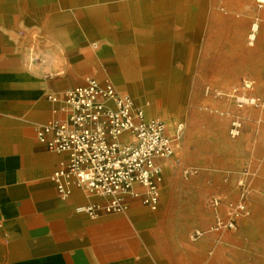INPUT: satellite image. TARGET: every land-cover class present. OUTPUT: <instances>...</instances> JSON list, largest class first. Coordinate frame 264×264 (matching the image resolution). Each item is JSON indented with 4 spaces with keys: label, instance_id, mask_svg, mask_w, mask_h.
I'll return each mask as SVG.
<instances>
[{
    "label": "crops",
    "instance_id": "1",
    "mask_svg": "<svg viewBox=\"0 0 264 264\" xmlns=\"http://www.w3.org/2000/svg\"><path fill=\"white\" fill-rule=\"evenodd\" d=\"M263 36L264 27L260 43ZM1 45L0 40V264H229L227 247L236 248L238 239L264 228V121L259 115L247 116L236 137L220 122L202 128L187 124L173 142L172 157L162 163L156 210L136 197L126 198L129 208L122 214L93 217L79 209L105 198L73 183L65 196L59 194L52 174L69 154L48 151L37 138L39 127L65 116L61 104L48 96L83 83L86 72L74 67L78 55L68 47L70 67L63 70L51 58L29 68ZM177 61L166 75L170 79H179ZM190 168L196 171L182 190L227 199L250 192L251 223L241 219L235 229L212 227L218 218L227 220V199L178 201L175 182ZM162 189H167L164 197L172 191L169 201L161 200ZM194 232L200 235L192 238Z\"/></svg>",
    "mask_w": 264,
    "mask_h": 264
},
{
    "label": "rangeland",
    "instance_id": "2",
    "mask_svg": "<svg viewBox=\"0 0 264 264\" xmlns=\"http://www.w3.org/2000/svg\"><path fill=\"white\" fill-rule=\"evenodd\" d=\"M124 1L34 0L35 6L46 7V11L37 13L33 12L34 3L31 0H0L1 47L11 50L12 54L18 57L20 64H25V67H39L51 58L60 70H63V67H70L66 61V50L70 47L72 53L75 52L74 55H78L74 59L77 64L74 67L86 72L83 83L89 77L100 76L101 78L98 79L108 78L117 88L116 82L123 75L120 74L122 70L118 69V61L121 60L117 57L116 49L124 45L126 49L132 45L134 48L143 45L128 35L134 32L135 28L123 16L126 11L122 6H118ZM242 1V6L232 2L229 10L223 12L228 14V18L219 23L213 21L212 14L226 7L221 0H211L204 28L196 41V61L190 66L182 60L177 61L179 79L175 83L166 81L164 91L158 90L159 94L175 93L178 100L176 104L161 107L146 95V91L126 89V94H129L137 105L146 108L148 118L172 114L173 125L168 126L172 134H176L178 127L181 128L180 134L187 124L202 128L204 125L211 127L215 125L214 123L220 122L222 128L225 124L228 125L227 133L232 136L230 129L234 120L241 122V128L247 116L259 115L264 121L263 110L251 105L238 107L235 100V96L243 91L264 100V53L261 52L264 51V42L260 43L262 41L260 29L264 27V4L257 0ZM104 4H116L107 13L101 14L105 16L106 22L109 21L111 34L115 36L126 34L130 37L128 40L121 38L123 40L107 43L105 32L108 26L103 31L102 26L98 24L97 28L101 32H97L85 25V12L82 10ZM157 15L148 18L158 19L160 14ZM168 16L171 22L168 31L171 34L184 35L185 30L182 25L176 23L171 13H168ZM95 19L98 20L96 15H94ZM254 23H257L260 29L254 40H251L249 35ZM237 28H240V32L235 33ZM218 30H220L219 38H212ZM143 31L157 33L148 26L144 27ZM73 36L76 37L75 40L71 39ZM3 54H5L4 51ZM149 58V56L143 57V60L149 61ZM142 65L141 62L139 68ZM139 76L145 77V74L140 73ZM124 83L129 85L132 82L125 80ZM194 171H196L195 168L184 169L181 171V176H178V181L175 182L180 188L176 198L178 201L205 200L215 204L220 199H227L225 194L191 193L182 190L181 188L189 183L188 179L192 177ZM166 190L162 189L161 200ZM251 195L250 192L244 191L235 194L232 199H227L228 203L230 202L226 210L227 217L234 212H239L236 208L238 204L245 206L243 211L235 215V228H237V221L247 219L245 222L250 224L252 221L250 218L255 216L247 202ZM260 211V215H264V208ZM216 225L217 223L212 227ZM196 233L194 232L191 237L196 238ZM237 241L236 248L227 247L225 251V259L229 264H264V228H258Z\"/></svg>",
    "mask_w": 264,
    "mask_h": 264
},
{
    "label": "built area",
    "instance_id": "3",
    "mask_svg": "<svg viewBox=\"0 0 264 264\" xmlns=\"http://www.w3.org/2000/svg\"><path fill=\"white\" fill-rule=\"evenodd\" d=\"M235 97L238 107L251 105L264 111V100L258 96L239 93ZM48 99L60 103L65 116L39 127L37 138L44 149L69 154L52 174L59 194L65 196L73 183L105 198L79 208L93 217L125 213L127 197L140 198L143 205L156 210L162 163L172 157L181 128L172 134L162 118H148L145 109L108 78L89 77ZM240 128L241 122L234 120L230 134L238 135ZM236 208L239 212L227 220L218 218L216 227L235 228V215L245 206Z\"/></svg>",
    "mask_w": 264,
    "mask_h": 264
},
{
    "label": "bare ground",
    "instance_id": "4",
    "mask_svg": "<svg viewBox=\"0 0 264 264\" xmlns=\"http://www.w3.org/2000/svg\"><path fill=\"white\" fill-rule=\"evenodd\" d=\"M221 1L226 8L222 11L213 12L212 19L214 22L222 23L228 18V14L223 12L227 11V9L229 10L232 2L239 3L241 6L243 5L242 0ZM31 2L34 3L33 12L43 13L46 11V7H37L35 6L34 0H31ZM257 2L264 4V0H257ZM115 5L116 4H104L99 7L88 8L87 10L83 9L82 12H85V25L91 29L93 28L95 31L101 32L97 28L98 24L102 26L101 29L103 31L104 28L108 26L107 31L105 30V34L107 33L105 39L107 43H115L123 39L128 40V38L131 37L133 40L143 44L142 47L139 48H134L132 45L128 46L126 49L124 45L116 49L117 57L121 60L118 61V69L120 71L122 70L120 74L123 75L119 77L116 82L118 90L122 93H127V90L146 91V95L161 107L164 105L176 104L178 100L176 99L175 93L169 92L167 95L159 94L158 90L164 91L166 81H171L172 83L177 81L176 79H170L166 76L172 70V62L174 60H182L188 65L196 61V41L204 28L206 17L210 11L211 0H125L118 6H122L126 11L123 16H125L129 24L135 28L134 32L128 34L130 37L126 36V34H124V36L112 35L109 28V21L106 22L104 20L105 16L101 15L105 14V12L107 13L109 9ZM168 13H174V17H172L176 19V23L182 25L185 30L184 35L179 33L173 35L168 31L169 24H171ZM155 14H160L158 19L148 18L153 15L155 16ZM94 15H96L97 21L96 19L94 20ZM119 17H121V15ZM146 26L151 30H156L157 33H145L143 28ZM259 29L260 27L257 23L251 26V33L249 35L251 40H254ZM238 32H240V28H237V32L235 33ZM219 33L220 30L215 32L212 38L218 39ZM184 36L190 37L189 43ZM71 39L75 40L76 37L73 36ZM96 43V46H98V42ZM110 54L109 50V56ZM148 56L150 57L149 61L143 60V57ZM141 62L143 65L139 68ZM140 73L145 74V77L139 76ZM152 74H154V76H152ZM98 78L101 77L98 76ZM125 80L131 81L132 83L129 85L125 84ZM144 109L146 111L145 107ZM171 116L172 114H162V116L156 117L162 118L167 126L172 127L173 121ZM171 197L172 191H169L166 193L164 200L169 201Z\"/></svg>",
    "mask_w": 264,
    "mask_h": 264
}]
</instances>
